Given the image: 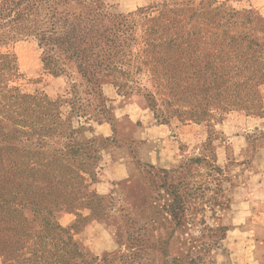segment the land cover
Wrapping results in <instances>:
<instances>
[{
	"label": "rangeland",
	"instance_id": "obj_1",
	"mask_svg": "<svg viewBox=\"0 0 264 264\" xmlns=\"http://www.w3.org/2000/svg\"><path fill=\"white\" fill-rule=\"evenodd\" d=\"M23 8L20 19L0 20V55L19 70L11 85L58 100L62 121L77 131V153L65 137L19 133L25 165L38 151L49 164L59 151L50 166L14 173L31 232L43 207L68 231L56 235L67 245L58 264H264V0H38ZM94 13L110 42L95 48L105 64L93 76L58 34L49 37L54 20L89 23ZM154 26L188 37L184 54L162 55ZM33 200H44L42 209ZM1 240L0 264L34 263L26 247L10 258Z\"/></svg>",
	"mask_w": 264,
	"mask_h": 264
},
{
	"label": "trees",
	"instance_id": "obj_2",
	"mask_svg": "<svg viewBox=\"0 0 264 264\" xmlns=\"http://www.w3.org/2000/svg\"><path fill=\"white\" fill-rule=\"evenodd\" d=\"M38 0H0V20H18L22 17L23 6L32 9L36 6ZM62 1V0H59ZM73 1V0H63ZM98 13V12H97ZM97 13L89 14V23L84 21L82 16L75 17V20L69 25L64 24L61 26L56 20L51 24L50 31L53 33L50 35L51 39L53 35L58 34L57 40L63 42L65 50L71 53V56L77 60L83 62L87 74L90 73L94 76L101 69L105 62L101 59V55L95 53V48L99 46L108 45L110 42L109 29L102 33L96 31L95 21H99L96 17ZM73 17V16H71ZM70 17V18H71ZM99 17V16H98ZM55 18V16L53 17ZM156 28L154 32L159 34L158 40L159 48L165 47L166 51H163L162 55L168 54L169 49H177L181 51V56L184 51L183 45L188 42V37L180 36L176 32L167 34L165 30ZM47 31H43V41L46 43ZM167 36V37H165ZM155 48V46H154ZM168 49V50H167ZM180 57V56H179ZM259 57H255L253 60L257 62ZM179 62L180 60H176ZM182 67V64L181 66ZM166 70L165 76L168 75L167 69L163 66V71ZM17 63L9 55H0V238L3 247L8 249L11 256L16 257L23 256L25 253H31V258H34L33 264H58L62 263L63 253L65 252V245L62 237L56 238L59 234H68V231L62 230L60 226L50 219L52 216L48 207H43V214L45 217L42 219L39 229L33 234L31 232L32 226L24 218L23 209H21L22 202L24 201V193L22 191L23 180H19L17 184H14V173H17V179L22 177V172L26 167V170L35 172L37 168H33L34 164H41L39 166H45L42 163L46 157H40L39 151L33 154V157L26 161L24 164L22 155H25V151L18 147V144H22L21 134H33L38 133L42 139H58L67 138L69 142L68 153L73 152L76 147L77 131L71 121H62L61 117V103L58 100H52L46 94L42 92H36L34 94L23 93L18 87L11 85V80L18 75ZM222 74L220 78L223 76ZM176 72L171 73V78L176 79L179 77ZM21 124V127H12L10 123L16 122ZM16 124V123H15ZM24 128V129H23ZM25 128L26 131H25ZM29 135V134H28ZM41 139V138H40ZM17 144V145H16ZM80 152V149H77ZM58 150H53L51 154L49 166L57 160L56 158ZM15 153V158H13ZM26 154H29L26 153ZM43 154V153H42ZM48 157V159H50ZM47 159V160H48ZM32 164V167H31ZM15 186V187H14ZM14 187V188H13ZM53 188L52 184H49V189ZM17 191L18 195H21L19 202L15 201L12 197V191ZM54 196L58 201L59 198H63L66 195L51 193V197ZM42 195H38L37 198H41ZM49 197V196H48ZM36 199V197H33ZM29 199V198H28ZM31 199V197H30ZM29 199V200H30ZM65 199H60L58 203H62ZM33 204L41 206L45 204V201L33 200ZM40 214V215H41ZM79 225H76L74 229H78ZM58 230V231H57ZM57 231V232H56ZM32 242V244H30ZM73 242L71 239L69 243ZM62 243V244H61ZM27 245V246H26ZM74 251H79V247L74 242ZM79 255V253H78ZM20 264H24L20 262Z\"/></svg>",
	"mask_w": 264,
	"mask_h": 264
}]
</instances>
